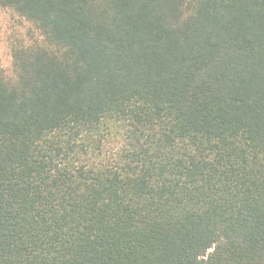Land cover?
I'll return each instance as SVG.
<instances>
[{"label":"trees","instance_id":"1","mask_svg":"<svg viewBox=\"0 0 264 264\" xmlns=\"http://www.w3.org/2000/svg\"><path fill=\"white\" fill-rule=\"evenodd\" d=\"M0 8V264H264V0Z\"/></svg>","mask_w":264,"mask_h":264},{"label":"rangeland","instance_id":"2","mask_svg":"<svg viewBox=\"0 0 264 264\" xmlns=\"http://www.w3.org/2000/svg\"><path fill=\"white\" fill-rule=\"evenodd\" d=\"M22 23L11 11L0 8V66L8 75L14 72L12 47L30 28L29 24Z\"/></svg>","mask_w":264,"mask_h":264}]
</instances>
